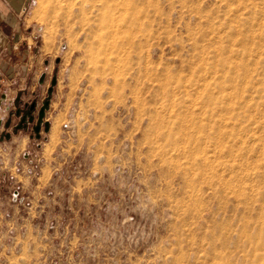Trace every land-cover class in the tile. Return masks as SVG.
Returning <instances> with one entry per match:
<instances>
[{
	"label": "rangeland",
	"instance_id": "1",
	"mask_svg": "<svg viewBox=\"0 0 264 264\" xmlns=\"http://www.w3.org/2000/svg\"><path fill=\"white\" fill-rule=\"evenodd\" d=\"M26 23L0 264H264V0H33Z\"/></svg>",
	"mask_w": 264,
	"mask_h": 264
},
{
	"label": "crops",
	"instance_id": "2",
	"mask_svg": "<svg viewBox=\"0 0 264 264\" xmlns=\"http://www.w3.org/2000/svg\"><path fill=\"white\" fill-rule=\"evenodd\" d=\"M32 2L0 0V109L1 103L8 99V93L11 92L8 84L15 78V72L20 71L22 74L24 67H28L26 57L29 51L22 40L24 34L28 33L25 29L28 26L26 11Z\"/></svg>",
	"mask_w": 264,
	"mask_h": 264
},
{
	"label": "water",
	"instance_id": "3",
	"mask_svg": "<svg viewBox=\"0 0 264 264\" xmlns=\"http://www.w3.org/2000/svg\"><path fill=\"white\" fill-rule=\"evenodd\" d=\"M46 103H47V101H44V106L40 109V111H39V120L42 118V116H43V110H44V107L46 106ZM33 107V104L31 105V107L30 108H32ZM31 118V117H30ZM41 121V120H40ZM38 129H39V127L37 126V127H35V130L36 131H38Z\"/></svg>",
	"mask_w": 264,
	"mask_h": 264
},
{
	"label": "built area",
	"instance_id": "4",
	"mask_svg": "<svg viewBox=\"0 0 264 264\" xmlns=\"http://www.w3.org/2000/svg\"><path fill=\"white\" fill-rule=\"evenodd\" d=\"M36 36L37 35H34V34L32 35L33 38H35ZM27 47L30 48L29 44H27ZM4 108H5V111H8L10 107L6 104ZM2 119H3V117H0V124L2 122Z\"/></svg>",
	"mask_w": 264,
	"mask_h": 264
}]
</instances>
